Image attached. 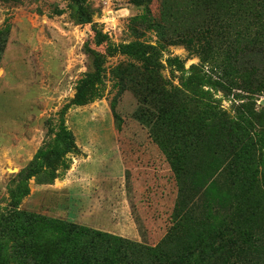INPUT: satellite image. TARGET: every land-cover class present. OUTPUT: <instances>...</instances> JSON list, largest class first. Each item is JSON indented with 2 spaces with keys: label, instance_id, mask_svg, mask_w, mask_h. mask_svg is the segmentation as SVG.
<instances>
[{
  "label": "rangeland",
  "instance_id": "374dc122",
  "mask_svg": "<svg viewBox=\"0 0 264 264\" xmlns=\"http://www.w3.org/2000/svg\"><path fill=\"white\" fill-rule=\"evenodd\" d=\"M262 101L264 0H0V264H264Z\"/></svg>",
  "mask_w": 264,
  "mask_h": 264
},
{
  "label": "trees",
  "instance_id": "16d2710c",
  "mask_svg": "<svg viewBox=\"0 0 264 264\" xmlns=\"http://www.w3.org/2000/svg\"><path fill=\"white\" fill-rule=\"evenodd\" d=\"M98 59V58H97ZM99 59L97 60V72H100V64H99ZM80 231V230H79ZM81 234L85 235H92V238L95 239H103L105 238L106 240H109L111 238L103 236L102 234H98V233H89V232H85V231H81ZM225 244H229L230 246L233 245V242H231L230 240H224ZM132 246L136 247L135 245L132 244ZM72 257V255H71ZM70 256L65 257L64 259H60L58 262L59 264H123V262H120L119 260L116 259L115 256H104L102 257L101 255L98 254H94L92 256L89 255V262L88 261H78V257H73L71 258ZM121 260V259H120Z\"/></svg>",
  "mask_w": 264,
  "mask_h": 264
},
{
  "label": "water",
  "instance_id": "95a60500",
  "mask_svg": "<svg viewBox=\"0 0 264 264\" xmlns=\"http://www.w3.org/2000/svg\"><path fill=\"white\" fill-rule=\"evenodd\" d=\"M262 104H264V101H262Z\"/></svg>",
  "mask_w": 264,
  "mask_h": 264
}]
</instances>
